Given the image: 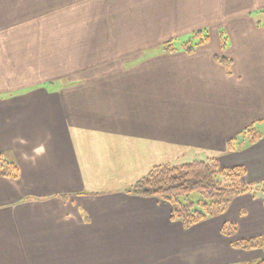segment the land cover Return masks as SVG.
<instances>
[{"label":"crops","instance_id":"0c3cea01","mask_svg":"<svg viewBox=\"0 0 264 264\" xmlns=\"http://www.w3.org/2000/svg\"><path fill=\"white\" fill-rule=\"evenodd\" d=\"M63 23L72 38L64 46ZM198 30L208 41L186 52ZM108 38L126 41L117 47ZM168 41L176 51L163 49ZM51 42L57 64L76 48L89 54L94 42L96 55H113L81 61L85 76L50 77L39 63ZM222 55L228 69L216 59ZM92 70L98 74L86 76ZM260 124L264 0H0V159L3 171L13 164L18 174H0V264L264 259L260 248L232 244L264 236L259 193L186 227L171 218L169 202L128 191L153 167L190 157L242 165L249 181H263L264 131L256 144L244 137V149L228 151ZM228 222L237 227L232 235L222 230Z\"/></svg>","mask_w":264,"mask_h":264},{"label":"trees","instance_id":"16d2710c","mask_svg":"<svg viewBox=\"0 0 264 264\" xmlns=\"http://www.w3.org/2000/svg\"><path fill=\"white\" fill-rule=\"evenodd\" d=\"M224 34V33H222ZM183 44L186 52H192L196 47L208 41L209 35L204 30L194 31L192 38ZM227 38L223 36L222 49L226 48ZM163 49L166 52L176 51L175 45L165 42ZM223 65L230 67L231 60L225 56H216ZM243 134L248 143L259 141L263 134L255 129H246ZM237 145V144H236ZM236 147L235 140L228 143V150L233 152ZM4 161L0 159V174L16 177L17 167L9 164L14 169L11 173L2 170ZM131 193L143 196H156L173 205L171 218L180 220L184 226H192L215 217L225 212L230 202L236 196L261 192L264 206V180L249 182L244 166L237 165L230 168L221 167L217 158L195 160L181 165H159L153 167L146 175L138 179L128 190ZM198 194L192 200V194ZM234 225H225L223 231L229 235L235 233ZM233 246L242 249L260 248L264 251V236L249 239H239L232 242ZM264 264V259L247 263Z\"/></svg>","mask_w":264,"mask_h":264},{"label":"rangeland","instance_id":"374dc122","mask_svg":"<svg viewBox=\"0 0 264 264\" xmlns=\"http://www.w3.org/2000/svg\"><path fill=\"white\" fill-rule=\"evenodd\" d=\"M63 26H64V23H63ZM69 27H70V23H65V26H64V29H63V35H64V37H62V39H61V42L63 43V46L64 45H68L69 44V42H70V40L72 39V38H70L68 35H69V33H71L70 31H69ZM126 41L125 40V38H108V39H106V41H108L109 43H111V42H114V45L115 46H117L118 47V43L119 42H122V41ZM188 40V39H187ZM190 40V39H189ZM188 40V41H189ZM237 40V42L239 41L238 39H236ZM77 41V46H79V45H81V46H83V42L81 41V39H77L76 40ZM89 41V40H88ZM192 41L193 42H197L198 41V38H192ZM98 43H100V45L102 44V39H101V41H100V39H99V41H97ZM96 42H94V43H92V44H90V46H89V49H87L88 50V53L89 54H94V55H89V54H87V55H85V54H82V53H84V52H80V51H82V49L83 48H80L79 50H78V48H76V52H73V51H68L66 54H63V55H61V59H62V61L60 62V63H58L57 64V61L56 60H53V61H51V58L54 56L53 55V53H51L52 51H54V49H55V47H54V45L52 44V42L51 43H49V44H47V46L45 47V51H46V53L45 54H43L45 57H47V60H44V63L42 64V62L43 61H40V63H39V66L41 67H45V68H50V69H48V70H39V72H40V74H42V75H46V74H48L47 76H61V74H63V73H67V72H70V73H72L73 74V77H79V76H85V74H86V72H87V70H85L83 67L81 68V66H83L82 64L81 65H79V63H81V61H90L91 59V57L93 58L96 54H95V51H97V50H99L100 51V47H97V45L95 44ZM181 43H183V41H181L179 44H181ZM234 45V39H230V45ZM100 45H98V46H100ZM57 47V46H56ZM105 48H108L107 46L105 47ZM120 48V47H119ZM57 49V48H56ZM109 50H111V48L109 47V49H108V51ZM70 54H72V55H70ZM76 54H78L77 56H76ZM38 55H40V57H42V55L41 54H38ZM58 55V54H57ZM112 55L113 54H111V53H109L108 52V54H102V53H98L97 55H96V57L97 56H99V58H100V60H105V59H112L111 57H112ZM76 56V57H75ZM115 56H117V55H115ZM118 56H120V55H118ZM122 56H123V53L121 54V58H122ZM108 57V58H107ZM60 59V60H61ZM124 59H122V61H123ZM72 62V63H71ZM38 64V63H37ZM36 64V65H37ZM52 65V64H57V65H61V68L59 69V68H54V67H50V65ZM134 63L133 62H129V63H127V67H130V66H132ZM71 67V68H70ZM83 70H85L86 72L84 73V74H82V72H83ZM99 71H100V73H102V72H104V73H106V71H105V69L104 68H100L99 69ZM25 72V71H24ZM36 72H38V71H36ZM92 73V75L93 74H98V71L97 72H95L94 70H92V71H89L88 73H87V75L86 76H90V74ZM100 73H99V75H100ZM56 77V78H57ZM116 77V76H115ZM7 94V93H6ZM179 109H183V108H179ZM259 127V128H258ZM255 128V130H259V131H264V126H262L261 124L259 125V126H255L254 127ZM244 137H245V134H243V136L241 135H239L238 137H237V139H236V141H237V145L235 144V146H238V147H236V149L233 151V152H237L238 150H240L242 147H243V149H244V143H243V141H242V139L244 140ZM248 140V139H247ZM261 140V139H260ZM249 141V140H248ZM258 142V141H257ZM257 142H255V143H249V144H256ZM229 151V150H228ZM194 154L197 152V155H199V156H201V152L199 151H192ZM201 158V157H200ZM195 160H200V159H195V157H190V158H187V159H182V160H180V162L178 163V164H175V165H181V164H184V163H189V162H192V161H195ZM177 162V161H176ZM220 163V162H219ZM220 165H221V167H224L221 163H220ZM232 167H234V166H232ZM245 167V166H244ZM225 168H230V167H225ZM245 169H246V167H245ZM246 171H247V169H246ZM143 177V176H142ZM247 180H248V178H247ZM249 181V180H248ZM249 182H251V181H249ZM259 194L258 195H262V193L261 192H258ZM255 195V194H254ZM198 197H199V195L198 194H192L191 195V198H192V200H196V199H198ZM226 211V210H225ZM209 219H211V218H209ZM225 225H234L235 226V231H237V227H236V225L234 224V223H231V222H228L227 224H225ZM224 225V226H225ZM234 234V233H233Z\"/></svg>","mask_w":264,"mask_h":264}]
</instances>
